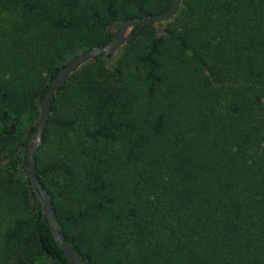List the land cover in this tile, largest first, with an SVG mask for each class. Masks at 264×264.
<instances>
[{"label": "trees", "instance_id": "trees-1", "mask_svg": "<svg viewBox=\"0 0 264 264\" xmlns=\"http://www.w3.org/2000/svg\"><path fill=\"white\" fill-rule=\"evenodd\" d=\"M169 1L0 0V264H66L26 175L51 79ZM111 54L58 87L33 154L65 241L90 264H264V0H179Z\"/></svg>", "mask_w": 264, "mask_h": 264}, {"label": "water", "instance_id": "water-1", "mask_svg": "<svg viewBox=\"0 0 264 264\" xmlns=\"http://www.w3.org/2000/svg\"><path fill=\"white\" fill-rule=\"evenodd\" d=\"M179 5V0H170L167 8L154 15H144L141 17H136L132 19H127L120 22L112 31L111 40L99 47L92 48L87 51L78 53L72 59H70L65 65L60 67L53 78L50 81L49 86L45 90L38 108V117L36 121L35 135L31 144L28 148L26 158H27V167L26 175L28 177L31 190L36 198L42 217L46 219V222L49 226L50 233L52 235L53 241L56 246L62 252L66 264H90L87 258H81L79 254L72 248V246L67 243L64 237L59 232L58 222L55 218L53 208L49 201L48 196L45 191L41 188L40 184L35 178L34 171V160L33 154L35 149L41 142V136L43 129L45 127L51 102L54 97V94L58 87L64 82L67 76L72 73L77 67H79L85 61L92 59L93 57L99 54H107L113 52L120 47L121 44L127 41L128 37L125 36V31L127 29L135 27V31L146 25H152L160 23L164 20L172 17Z\"/></svg>", "mask_w": 264, "mask_h": 264}, {"label": "rangeland", "instance_id": "rangeland-1", "mask_svg": "<svg viewBox=\"0 0 264 264\" xmlns=\"http://www.w3.org/2000/svg\"><path fill=\"white\" fill-rule=\"evenodd\" d=\"M3 24L7 27V28H13V25L17 24L18 23V16L15 14V13H12V12H6L5 13V16H4V19H3ZM131 29V28H130ZM130 29H127L125 31V36L128 37V34L130 32ZM123 44L120 45V47L118 49H116L115 51L112 52V54L110 55V62L115 60L116 57H117V51L122 47ZM90 60V59H89ZM87 60V61H89ZM87 61H85L84 63H86ZM82 63V64H84ZM81 64V65H82ZM80 65V66H81ZM79 66V67H80ZM78 68V67H77ZM76 68V69H77Z\"/></svg>", "mask_w": 264, "mask_h": 264}]
</instances>
